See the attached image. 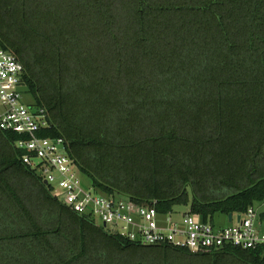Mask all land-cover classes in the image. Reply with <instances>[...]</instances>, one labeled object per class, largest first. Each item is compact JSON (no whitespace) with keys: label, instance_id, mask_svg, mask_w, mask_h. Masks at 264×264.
I'll use <instances>...</instances> for the list:
<instances>
[{"label":"trees","instance_id":"1","mask_svg":"<svg viewBox=\"0 0 264 264\" xmlns=\"http://www.w3.org/2000/svg\"><path fill=\"white\" fill-rule=\"evenodd\" d=\"M0 48L95 191L213 223L264 203V0H0ZM28 137L0 127V264H264L108 230L24 162Z\"/></svg>","mask_w":264,"mask_h":264},{"label":"built area","instance_id":"2","mask_svg":"<svg viewBox=\"0 0 264 264\" xmlns=\"http://www.w3.org/2000/svg\"><path fill=\"white\" fill-rule=\"evenodd\" d=\"M24 70L16 55L0 48V127L29 135L17 142L27 150L24 162L39 168L54 196L72 210L90 215L108 230L145 245L168 244L193 252L226 246L256 249L264 245V231L259 228L263 226L255 207L243 215H233L230 225L220 226L189 210L175 219L176 211L161 213L155 205H138L125 197L99 193L92 184L83 185V174L68 154L66 140L38 134L50 123L45 109L24 102Z\"/></svg>","mask_w":264,"mask_h":264},{"label":"rangeland","instance_id":"3","mask_svg":"<svg viewBox=\"0 0 264 264\" xmlns=\"http://www.w3.org/2000/svg\"><path fill=\"white\" fill-rule=\"evenodd\" d=\"M22 90H23V94H24V102L27 105H32L34 103L33 96L26 90L25 86L22 87ZM82 184L85 185L86 187H89L92 184L90 178L84 174L82 175ZM189 209H190L189 205L176 206L175 207V211H176L175 219H180L181 216L184 213H186ZM256 210L258 213V222H262V226H263V227H259V228L260 229L262 228V230L264 231V220H262L260 218V214L262 212H264V203H258L256 206ZM213 221L216 225H220V226H227V225H230L232 223L229 221L228 216L221 214V213L216 214ZM98 222H101V221L98 220Z\"/></svg>","mask_w":264,"mask_h":264},{"label":"water","instance_id":"4","mask_svg":"<svg viewBox=\"0 0 264 264\" xmlns=\"http://www.w3.org/2000/svg\"><path fill=\"white\" fill-rule=\"evenodd\" d=\"M45 183L48 184V181L45 180ZM240 217H241V216L239 215V216H238V219H240ZM228 218H229V221H230V222L233 221V214H229Z\"/></svg>","mask_w":264,"mask_h":264}]
</instances>
